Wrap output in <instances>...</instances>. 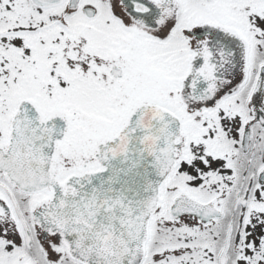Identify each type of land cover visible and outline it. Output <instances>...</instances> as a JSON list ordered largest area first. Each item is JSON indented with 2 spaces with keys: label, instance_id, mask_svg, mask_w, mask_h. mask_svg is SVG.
Instances as JSON below:
<instances>
[{
  "label": "snow or ice",
  "instance_id": "1",
  "mask_svg": "<svg viewBox=\"0 0 264 264\" xmlns=\"http://www.w3.org/2000/svg\"><path fill=\"white\" fill-rule=\"evenodd\" d=\"M0 264H264V0H0Z\"/></svg>",
  "mask_w": 264,
  "mask_h": 264
}]
</instances>
